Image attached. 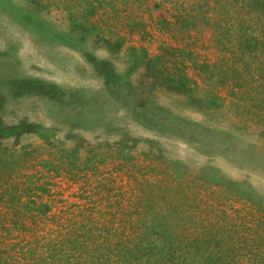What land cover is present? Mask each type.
Masks as SVG:
<instances>
[{
    "label": "rangeland",
    "instance_id": "1",
    "mask_svg": "<svg viewBox=\"0 0 264 264\" xmlns=\"http://www.w3.org/2000/svg\"><path fill=\"white\" fill-rule=\"evenodd\" d=\"M241 1L0 0V264L149 213L264 264V14Z\"/></svg>",
    "mask_w": 264,
    "mask_h": 264
},
{
    "label": "trees",
    "instance_id": "2",
    "mask_svg": "<svg viewBox=\"0 0 264 264\" xmlns=\"http://www.w3.org/2000/svg\"><path fill=\"white\" fill-rule=\"evenodd\" d=\"M240 5L250 17L252 15L257 17L256 11L259 17L264 14V0H242ZM254 38L259 40L258 37ZM74 164V161L70 162L71 166ZM1 179L3 178L0 176ZM151 215L149 213L143 219L138 217L129 220L128 224L114 229L112 221L92 223L89 215L87 222H83L80 226V229L85 231L62 233L46 245L47 249H44L45 252L47 251L46 254L44 250H40L37 262L41 264H236L239 262L235 255L222 257L207 252L210 241L205 237L209 232H203V235L200 232V235L196 231L193 236L189 234L187 240H182L178 232L171 228V224L164 223L157 217L152 218ZM87 230L91 234L94 230L99 231L101 236L91 237V234H87ZM110 236L113 237L111 240L108 239ZM0 256L5 262L7 261L3 255ZM240 262L243 263L244 260Z\"/></svg>",
    "mask_w": 264,
    "mask_h": 264
}]
</instances>
